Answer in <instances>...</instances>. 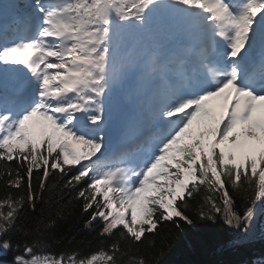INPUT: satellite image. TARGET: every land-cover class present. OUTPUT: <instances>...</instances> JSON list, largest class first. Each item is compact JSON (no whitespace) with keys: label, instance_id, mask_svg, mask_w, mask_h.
I'll return each mask as SVG.
<instances>
[{"label":"snow or ice","instance_id":"snow-or-ice-1","mask_svg":"<svg viewBox=\"0 0 264 264\" xmlns=\"http://www.w3.org/2000/svg\"><path fill=\"white\" fill-rule=\"evenodd\" d=\"M22 4H0V180L22 193L0 200V264H149L147 234L194 225L177 202L205 189L219 196L198 218L247 234L264 206V0ZM52 177L117 236L108 251L21 248L20 214Z\"/></svg>","mask_w":264,"mask_h":264},{"label":"trees","instance_id":"trees-1","mask_svg":"<svg viewBox=\"0 0 264 264\" xmlns=\"http://www.w3.org/2000/svg\"><path fill=\"white\" fill-rule=\"evenodd\" d=\"M2 171L0 163V173ZM63 185L64 181L59 177H52L43 200L37 201L35 210L28 206L23 209L16 233L21 248L31 244L38 255L59 257L76 254L81 258L108 251L117 236L102 238L101 224L93 222L92 226H88L91 210L84 212L83 201L75 199V192ZM9 194L18 196L22 193L9 189L0 180V200ZM230 194L238 213L251 206L249 199L234 190H230ZM207 196L203 192L177 202L186 205L183 211L194 219V225H185L180 230L171 221L162 222L157 230L147 234V240L136 252L147 257L149 264H264V241L258 234L251 243L244 239L233 243L234 238H242L244 233L225 225L222 219L212 223L198 218L202 208L207 210ZM212 196L215 199L219 195ZM257 224L252 232H258ZM14 255L15 250L3 260L10 261Z\"/></svg>","mask_w":264,"mask_h":264},{"label":"rangeland","instance_id":"rangeland-1","mask_svg":"<svg viewBox=\"0 0 264 264\" xmlns=\"http://www.w3.org/2000/svg\"><path fill=\"white\" fill-rule=\"evenodd\" d=\"M2 0H0V3H1ZM242 130V129H241Z\"/></svg>","mask_w":264,"mask_h":264}]
</instances>
